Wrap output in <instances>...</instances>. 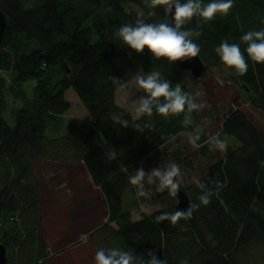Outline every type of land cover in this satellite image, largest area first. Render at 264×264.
I'll use <instances>...</instances> for the list:
<instances>
[{"label": "trees", "instance_id": "1", "mask_svg": "<svg viewBox=\"0 0 264 264\" xmlns=\"http://www.w3.org/2000/svg\"><path fill=\"white\" fill-rule=\"evenodd\" d=\"M0 6L8 20L0 57V243L7 247L10 264H50L48 243L38 229L40 188L32 172L36 161L46 159L84 164L105 197L107 220L93 234L97 248L120 246L144 260L152 258L147 255L151 251L167 264H264V136L240 110L239 100L221 122L219 133L228 148L220 158L203 131L196 140L200 156L211 164L186 189L196 206L191 217L175 224L158 220L176 212V200L169 190L153 194L145 184L144 200L158 208L133 220L142 197L129 177L180 135H194L199 125L198 111L188 113L187 103L185 112L169 118L153 106L151 117L137 119L116 104L121 86L151 71H159L170 90L178 84L197 104L188 85L201 78L176 61L154 59L146 48L137 54L115 36L120 26L134 25L141 11L146 23L161 22L162 8L151 9L146 0H0ZM186 29L206 65L202 78L215 68L228 72L245 99L264 113V66L248 61V71L240 77L215 52L227 40L240 43L246 55L240 36L264 30V0H233L229 15L217 14L199 26L194 17ZM69 89L91 115L87 121L73 120L86 135L84 143L100 137L114 157L101 144L87 151L74 137L48 136L47 129L60 127L71 107L65 98ZM12 97L21 105L8 103ZM7 114L15 125L8 123ZM122 119L127 127L119 123ZM229 137L238 144L232 145ZM182 160L186 167L191 163ZM205 196L210 201L206 206L201 202Z\"/></svg>", "mask_w": 264, "mask_h": 264}, {"label": "rangeland", "instance_id": "2", "mask_svg": "<svg viewBox=\"0 0 264 264\" xmlns=\"http://www.w3.org/2000/svg\"><path fill=\"white\" fill-rule=\"evenodd\" d=\"M188 88L196 97L197 105L202 106L198 110L199 125L194 135H200L203 131L210 137L209 142L217 158L221 157V153L215 148L216 141L211 137L221 131L223 117L236 109L235 100H239L240 110L264 136V113L245 99L239 87L228 79V72L215 68L208 71L198 84L189 83ZM142 97L146 99L147 94L136 87L134 80L121 86L115 95L116 104L131 113L134 118H136L134 104ZM65 98L71 103V107L62 117L60 127L57 124L47 129L48 136L59 134L74 137L84 144L87 151L101 144L100 137H96L88 144L84 143L86 135L81 128L74 127L73 120L87 121L91 119V115L73 89L66 92ZM8 103L14 106L21 105V102L13 97ZM6 119L11 126L15 125L9 114L6 115ZM194 135L188 133L180 135L175 141L160 149L153 158L143 163L142 170L145 172L143 187L145 184L149 186L153 194L169 190L160 188L158 178L152 177V172L159 170L165 173L172 163L180 169V175L174 177V182L178 183V188L184 190L208 172L211 161L200 156L196 141L195 144L191 143L190 138ZM229 139L232 145L238 144L234 137ZM177 154L180 156L175 158ZM183 158L190 160L189 166H185ZM79 164L47 159L36 161L34 164L33 175L46 190L44 201L39 205L38 229L48 243L50 264H95L94 255L97 247L93 234L105 221L107 210L99 193L91 190L93 183L91 176L87 175L86 167L83 164L80 167ZM150 177L152 183H149ZM146 191L144 187L145 194ZM141 197L139 208L133 210V220L140 219L143 214H149L158 208L157 205H150L148 199L144 200L143 196ZM102 217L104 220L101 221ZM82 235H87L86 241L82 242L78 238Z\"/></svg>", "mask_w": 264, "mask_h": 264}, {"label": "clouds", "instance_id": "3", "mask_svg": "<svg viewBox=\"0 0 264 264\" xmlns=\"http://www.w3.org/2000/svg\"><path fill=\"white\" fill-rule=\"evenodd\" d=\"M146 4L151 9L162 8L165 19L158 23H146L140 18L144 16L141 11L137 13L134 25L120 26L116 30L115 36L120 44L134 50L135 53L140 54L146 48L154 59L164 58L169 64L184 58L198 57L200 53L199 46L193 40L187 39L193 35L192 31L190 29L181 31L182 26L190 24L194 17L197 19L198 26L201 22L208 23L217 14L229 15L233 8V0H207V2L206 0H183V2L182 0H146ZM152 14L149 12V16ZM195 35L199 37L200 33L197 32ZM240 41L246 44L243 50L246 55L242 54L240 43H229L227 40L221 41L215 48V52L225 66L233 69L237 76L242 77L248 71V61L264 66V30H249L240 36ZM114 82L119 83V81ZM134 82L139 90L147 94L146 99L142 97L134 104L133 111L136 118L142 115L151 117L153 106H155L156 113L163 118L185 112L186 103L188 113L194 110L198 111L202 107L193 103L189 94L182 91L178 84L170 90L169 81L159 71H151L147 75L138 73L134 77ZM161 97L163 98L162 102ZM119 123L123 127L128 126L127 120L122 119ZM211 138L216 141V149L221 152L227 150V138H221L220 133H216ZM199 139L198 134L190 138L193 144ZM178 175H180V169L175 163H172L165 173H161L159 170L152 172V177L158 178L160 188H168L173 197L178 191V183L174 182V177ZM144 177L145 172L141 169L128 179V183L135 186L137 197L145 195L142 190ZM149 183H152L151 177ZM201 202L206 206L210 201L205 196L201 197ZM195 207L193 205L188 212L164 213L157 219L169 220L175 224L181 218L189 219ZM80 239L82 242L86 241L87 235H82ZM147 255L152 258L144 260L143 256H138L131 250L125 251L120 246H100L95 251L94 261L95 264H167L166 260H157L151 251H148ZM181 264H187V261L183 260Z\"/></svg>", "mask_w": 264, "mask_h": 264}, {"label": "water", "instance_id": "4", "mask_svg": "<svg viewBox=\"0 0 264 264\" xmlns=\"http://www.w3.org/2000/svg\"><path fill=\"white\" fill-rule=\"evenodd\" d=\"M7 17L4 15L1 6H0V57L2 55V43L4 40V35L7 29ZM181 31H186V26H182ZM187 39H191V37H187ZM181 69L189 70L190 73L196 78H202L205 73L206 65L198 57L193 58H184L182 60L176 61ZM170 193V192H169ZM171 199L177 200L176 212H188L190 208H192V203L190 199V195L186 190L178 188L177 194L175 197L169 195ZM0 264H10L7 254V247L0 243Z\"/></svg>", "mask_w": 264, "mask_h": 264}, {"label": "crops", "instance_id": "5", "mask_svg": "<svg viewBox=\"0 0 264 264\" xmlns=\"http://www.w3.org/2000/svg\"><path fill=\"white\" fill-rule=\"evenodd\" d=\"M88 120V119H87ZM100 143H101V146L106 150V152L108 153V155L110 156V157H114V152L112 151V147H111V145L108 143V142H106V141H104L103 139H101L100 138ZM110 153V154H109ZM79 163V162H78ZM35 164V163H34ZM34 164L32 165L33 167H32V172H34V168H35V166H34ZM67 165H69V166H71L70 164H67ZM74 165V164H73ZM80 165V167H82V163H80L79 164ZM84 165V164H83ZM85 167V166H84ZM85 170H86V168H85ZM86 172H87V170H86ZM34 174H35V172H34ZM87 175H88V173H87ZM90 176V175H89ZM38 183H39V188H40V194H39V199H40V205L42 204V202L44 201V196H45V188H43L42 187V185L40 184V182H39V179H38ZM92 185V184H91ZM91 190H94L95 192H98L99 193V196H101L102 197V200H103V203H104V206H106V210H107V215H108V206H107V204H106V200H105V197L102 195V193L100 192V190L95 186V185H92V189ZM107 215H106V219H105V221L107 220ZM103 216V215H102ZM104 217H102L101 218V221L102 220H104L103 219ZM104 221V222H105ZM104 222H102V224L101 225H103V223ZM100 225V226H101ZM99 227V226H98ZM78 238H80V236H78Z\"/></svg>", "mask_w": 264, "mask_h": 264}]
</instances>
